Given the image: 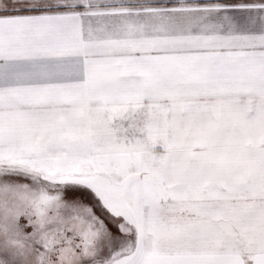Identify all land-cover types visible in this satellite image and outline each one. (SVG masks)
Instances as JSON below:
<instances>
[{
	"label": "snow or ice",
	"instance_id": "6c2138e0",
	"mask_svg": "<svg viewBox=\"0 0 264 264\" xmlns=\"http://www.w3.org/2000/svg\"><path fill=\"white\" fill-rule=\"evenodd\" d=\"M0 264H264V0H0Z\"/></svg>",
	"mask_w": 264,
	"mask_h": 264
}]
</instances>
